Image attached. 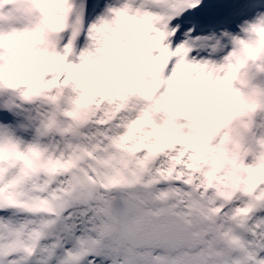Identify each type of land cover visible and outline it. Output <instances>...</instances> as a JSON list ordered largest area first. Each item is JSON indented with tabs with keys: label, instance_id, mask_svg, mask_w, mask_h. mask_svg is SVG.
Returning a JSON list of instances; mask_svg holds the SVG:
<instances>
[{
	"label": "clouds",
	"instance_id": "obj_1",
	"mask_svg": "<svg viewBox=\"0 0 264 264\" xmlns=\"http://www.w3.org/2000/svg\"><path fill=\"white\" fill-rule=\"evenodd\" d=\"M75 3L0 0V102L36 111L42 128L27 142L0 134V189L54 205L61 195L54 186L71 163L69 171L97 164L105 183L135 187L160 165L198 184L251 188V196L240 192L250 202L264 194V135L256 133L264 111V17L232 37L219 60L177 67L180 57L161 35L164 0H115L79 52V37L71 51L64 47ZM101 123L113 133L103 153L60 147ZM43 238L20 239L38 248Z\"/></svg>",
	"mask_w": 264,
	"mask_h": 264
},
{
	"label": "snow or ice",
	"instance_id": "obj_2",
	"mask_svg": "<svg viewBox=\"0 0 264 264\" xmlns=\"http://www.w3.org/2000/svg\"><path fill=\"white\" fill-rule=\"evenodd\" d=\"M164 3L161 35L170 37L180 57L176 66L196 62L183 25L185 13L198 9L201 0ZM93 9L115 11L104 0H76L66 50L95 27V22L85 26ZM0 120L31 129L33 136L42 132L36 111L12 101L0 102ZM109 127L101 123L77 132L60 147L103 153L106 137L113 136ZM5 133L13 134L0 125ZM50 139L56 144L59 137ZM72 167L65 166L54 186L61 193L54 205L0 189V264H264V194L250 202L240 192L251 196V188L225 189L211 180L198 184L178 167L157 165L135 187L98 181L97 164L69 171ZM210 188L214 191L205 195ZM42 233L38 248L21 242V236L38 239Z\"/></svg>",
	"mask_w": 264,
	"mask_h": 264
},
{
	"label": "rangeland",
	"instance_id": "obj_3",
	"mask_svg": "<svg viewBox=\"0 0 264 264\" xmlns=\"http://www.w3.org/2000/svg\"><path fill=\"white\" fill-rule=\"evenodd\" d=\"M115 0L107 4H114ZM238 8L242 9L244 12L251 11L255 12L258 10L260 12L257 16H253L251 19L246 17L232 19L230 24V29H232V37L242 36L243 33L241 31L242 28L247 27V25L251 22H254L257 18L264 17V0H237ZM106 4V5H107ZM90 13V11H89ZM103 14V13H102ZM101 14V15H102ZM238 15L242 14V11L237 12ZM226 19V18H225ZM218 24V22H217ZM187 22L184 23V31L186 36L184 39L190 43L193 47L192 53H190V59L194 61H204V60H219L221 57L226 55L228 52L224 47V40L222 39L223 34L225 31H217L213 33L211 32H202L196 33L195 35L192 34V27L188 28ZM212 31V30H211ZM198 34V35H197ZM66 42V41H65ZM218 42V43H217ZM218 45H221L219 47ZM213 46H216V51H213ZM264 79V78H262ZM257 136L264 135V129L257 131Z\"/></svg>",
	"mask_w": 264,
	"mask_h": 264
},
{
	"label": "trees",
	"instance_id": "obj_4",
	"mask_svg": "<svg viewBox=\"0 0 264 264\" xmlns=\"http://www.w3.org/2000/svg\"><path fill=\"white\" fill-rule=\"evenodd\" d=\"M82 42H83V43H84V42H87V41H86V37H85L84 39H82Z\"/></svg>",
	"mask_w": 264,
	"mask_h": 264
}]
</instances>
